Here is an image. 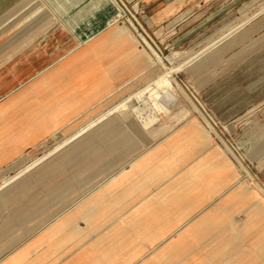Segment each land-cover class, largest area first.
I'll use <instances>...</instances> for the list:
<instances>
[{
    "label": "crops",
    "instance_id": "0c3cea01",
    "mask_svg": "<svg viewBox=\"0 0 264 264\" xmlns=\"http://www.w3.org/2000/svg\"><path fill=\"white\" fill-rule=\"evenodd\" d=\"M22 1L0 0V16ZM134 2L164 31L208 27L232 1ZM57 28L0 64L6 177L135 91L149 67L148 50L114 25L84 41ZM195 60L189 78L250 139L264 181V128L244 130L264 109V11ZM239 177L197 119L162 134L116 113L0 189V264H264V198Z\"/></svg>",
    "mask_w": 264,
    "mask_h": 264
},
{
    "label": "rangeland",
    "instance_id": "374dc122",
    "mask_svg": "<svg viewBox=\"0 0 264 264\" xmlns=\"http://www.w3.org/2000/svg\"><path fill=\"white\" fill-rule=\"evenodd\" d=\"M101 1L102 3L103 1H106V3L108 2V6L114 5L113 0H23L19 4H16L9 12L0 16V64L5 63L12 55L28 46V44L32 40L52 30L53 27H59L57 29H61L62 32L59 34L62 36H69L71 34H74L82 38V40L84 41L89 37L99 34L114 25L113 31H115V34L126 33L132 38L136 40L138 39L143 44L145 49L148 50L149 67L144 72L131 79V84L143 81V85L147 81V79L150 78V75L154 71L163 73L166 70H170L171 63L166 62L165 64L161 63L160 65L156 66L152 64L154 60V54L150 49H148V46L143 42V38L139 36V33L136 34L133 32V28L131 27V25L134 24L128 21L129 16L133 20V17L135 15L136 19L142 25L146 33L153 37L155 43L159 46L160 51L157 50L159 53L169 54L173 50L184 51L189 49L188 53H185L183 56L176 59L172 64L178 65L179 63L183 62L184 58H186L190 53L197 51L208 40H210L213 32L217 30V28H219L221 25L229 22L230 20L239 22L241 18L246 15H250L264 4V0H231L232 2H229L230 4L228 5L227 11L222 12L219 16L213 19L208 27L193 29L167 28L163 31L156 29L157 27H154L153 23L146 17L145 13L142 12V10L138 8V6H134L136 4L134 0H125V2L124 0H121L123 1V4L120 2V0H118V2L122 4V6L126 4V7L123 6V8L129 15L128 17L124 15V13L119 9L118 13H114L113 15V13L110 12V14H112L110 15L109 13L101 9ZM34 11H38L34 18H31L30 20L23 19L24 16H29ZM92 11H96L100 19L95 21V25L86 28V25L90 21L95 20V17L93 16L95 15V12ZM255 16H253L252 18H254ZM252 18H250L249 20H251ZM118 22L124 23L126 26H120ZM210 50H208L207 52H209ZM191 66L192 63L185 64L181 69L177 70L176 72L173 71L168 75V78L177 88V97L175 98L174 103H171V101L167 99H162V101L170 109L171 112H176L181 108H188L189 113L187 115V120L197 119V121H199L201 125L202 123L199 119H201L203 115L207 116L208 118L210 117L215 122V124L213 125L212 123H210L212 125L211 131L216 136L215 141L225 148V150L228 152V154L238 167V172L240 173L238 183H243V185H245L246 187L249 186L248 189L250 191H253L255 195L259 197V199H263L264 181L259 178V172L257 171L256 164H252L250 160V139L245 140L239 138V131L231 129L228 123L222 122L214 114L209 104L201 97L200 91L196 89L194 83L187 74V71L191 70ZM142 85H140L138 88H140ZM135 91L131 92L130 94H133ZM146 95V93L142 94V96ZM123 98H121L118 102L123 100ZM134 104L136 110L134 111L132 108H129L127 110V115L131 114L138 122L140 121L142 123L147 116L155 113H153V110H151L148 105H145V103L141 99H134ZM178 105L181 106L178 107ZM194 106L198 108V111L193 108ZM145 114L146 116L144 117ZM154 115L159 117L157 124H154L153 126H150L146 129L157 131L158 133L162 134L171 132L175 129V127L186 121L183 120L181 123L177 124V121L174 120V118H170L169 115H165L164 113L157 112ZM166 124H170L173 126L167 132L161 129L162 126ZM263 128L264 109H261L259 115H257L256 113L255 115L253 114L248 117L244 130L250 135H253V133H255L256 131H262ZM208 135L211 136L210 132ZM63 141L64 140H62L61 142ZM230 144L234 145L237 148V152L232 147H230ZM233 152L234 155H232ZM28 156L29 155L22 156L15 163L14 167L28 161ZM27 164L28 162H26L25 166ZM10 168L11 167L1 171L0 177H6L5 175L10 170ZM195 238L201 240V238L204 237ZM218 238L219 237H211V242L217 241ZM222 239L224 241L226 238Z\"/></svg>",
    "mask_w": 264,
    "mask_h": 264
},
{
    "label": "bare ground",
    "instance_id": "6f19581e",
    "mask_svg": "<svg viewBox=\"0 0 264 264\" xmlns=\"http://www.w3.org/2000/svg\"><path fill=\"white\" fill-rule=\"evenodd\" d=\"M113 2H114V5L110 4L111 6H108V2L106 3V1H103V3H102V1H101V3H100L101 9L106 11L109 14H110V12H112L113 15H114V13H118L119 12L118 9H119L120 11H122L124 13V15H126L127 17L129 16L127 14V12L125 11V9L123 8L124 5L122 6V4H120L118 2V0H113ZM124 7H126V4ZM263 10H264V4L261 5V7L259 9H257L256 11L251 13L250 15H246L243 18H241L239 22H234L233 20H230L229 22L224 23L219 28H217V30H215L213 32L210 40H208L197 51L190 53L186 58H184V61L179 63L178 65H172V64L175 62L176 59L180 58L185 53H188L189 49L184 50V51L173 50L169 54H161L152 46V44L146 39V37L144 35L139 33V36H141L143 38V42L148 46V49H150L152 51V53L154 54V60H153L152 64L154 66H156V65H160L161 63L165 64L166 62H169V63H171L170 70H166L163 73H161L159 71H154L150 75V78H148L147 81L140 88H138L133 94H128L127 96H125V98H123V100L115 103L107 111H105L100 116H98L97 119H95V120L91 121L90 123H88L87 125L81 127L77 132H75L71 136L65 138L63 142L57 143L52 149H50L47 152L37 156L34 160L29 162L25 167L18 170L15 174H13L9 177H0L1 179H3L2 183H0V189H2L9 182H12L13 180L19 178L21 175H23L27 170L32 168L34 165L44 161L49 156H51L53 153L59 151L61 148L65 147L68 144H70L71 142L75 141L80 136H82L86 131H88L90 128L94 127L95 125H97L99 123H102L103 121H105L110 116H112L118 112L122 116H126L127 110L129 108H132L135 111L136 108H135V104H134V99H137V100L141 99L145 103V105H148L149 108H151V110H153L152 111L153 113L154 112L155 113L160 112V113H164L165 115H169L170 118H174V120L177 121V124L181 123L183 120H187V115L189 113L188 108H181V109L177 110L176 112H174V111L171 112L170 109L162 101V99H164V100L167 99V100L171 101V103H174L175 98L177 97V88L171 82V80L168 78V75L173 71L176 72L177 70L181 69L183 65L190 64L195 59L204 55L208 50L215 47L218 43H220L225 38L229 37L234 31H236L238 28H240L242 25H244L250 18L259 14ZM92 12H95V15H93L95 17V20L90 21L89 23L87 22L88 24L86 25V28L95 25V21L100 19L98 14L96 13V11H92ZM110 15H112V14H110ZM128 21L135 25L134 21L132 20V18L130 16L128 18ZM143 93H146L147 95L142 96ZM180 106L181 105H178V107H180ZM193 108L195 110H197L196 106H194ZM154 114L147 116L145 120L142 119L143 120L142 125L145 129L149 128L150 126H153L154 124H157L159 117L154 115ZM145 116H146V114L144 115V117ZM172 127H173L172 125L166 124V125H163L161 129L163 131L167 132ZM204 129H205V127H204ZM186 132H188V131H186ZM206 132H207V134H209L208 130ZM200 134H202V133H200ZM221 171L224 172L223 170H221ZM246 188H249V186H247Z\"/></svg>",
    "mask_w": 264,
    "mask_h": 264
},
{
    "label": "built area",
    "instance_id": "2783aa9c",
    "mask_svg": "<svg viewBox=\"0 0 264 264\" xmlns=\"http://www.w3.org/2000/svg\"><path fill=\"white\" fill-rule=\"evenodd\" d=\"M120 2L123 4V1L120 0ZM124 6H125V5H124ZM128 11H129V10H128ZM129 12H130V11H129ZM130 13H131V12H130ZM133 21H134V23H135V25H131V27L133 28V32L136 33V34L140 33V34L144 35V36H145V37L151 42V44L154 46V48H155L156 50L160 51L159 46L155 43L153 37H151L150 35H148V34L146 33V31L143 29L142 25H141V24L139 23V21L136 19L135 15H134V17H133ZM191 94H192V93H191ZM196 111H198V108H197ZM196 111H195V112H196ZM200 118H201V117H200ZM199 120L201 121L202 125L205 127L206 131L208 130L212 136L216 137L215 134L212 133V131H211V126H212L213 124H215V122H214L210 117L208 118L207 116H204V115H203L202 118L199 119ZM210 123H212V125H211ZM230 147H232V148L237 152V148H236L234 145L230 144ZM233 149H232V150H233ZM232 155H234V152H233Z\"/></svg>",
    "mask_w": 264,
    "mask_h": 264
}]
</instances>
